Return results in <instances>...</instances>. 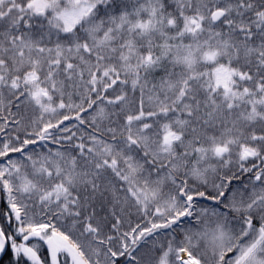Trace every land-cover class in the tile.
Segmentation results:
<instances>
[{
	"label": "snow or ice",
	"instance_id": "obj_1",
	"mask_svg": "<svg viewBox=\"0 0 264 264\" xmlns=\"http://www.w3.org/2000/svg\"><path fill=\"white\" fill-rule=\"evenodd\" d=\"M0 264H264V0H0Z\"/></svg>",
	"mask_w": 264,
	"mask_h": 264
}]
</instances>
